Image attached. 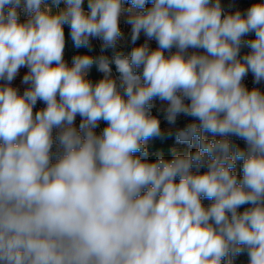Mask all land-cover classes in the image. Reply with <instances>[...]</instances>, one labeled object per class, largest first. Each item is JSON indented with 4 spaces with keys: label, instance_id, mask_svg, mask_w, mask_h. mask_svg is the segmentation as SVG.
<instances>
[{
    "label": "clouds",
    "instance_id": "1",
    "mask_svg": "<svg viewBox=\"0 0 264 264\" xmlns=\"http://www.w3.org/2000/svg\"><path fill=\"white\" fill-rule=\"evenodd\" d=\"M121 17L145 42L106 55ZM65 25L101 54L69 65ZM249 73L264 84V0H0V264H264V90ZM172 136L194 150L147 159Z\"/></svg>",
    "mask_w": 264,
    "mask_h": 264
},
{
    "label": "rangeland",
    "instance_id": "2",
    "mask_svg": "<svg viewBox=\"0 0 264 264\" xmlns=\"http://www.w3.org/2000/svg\"><path fill=\"white\" fill-rule=\"evenodd\" d=\"M221 2H222V5H223L224 9H228L229 11H235V10L239 9V10H241L243 12L248 7H250L251 4L255 2V0H221ZM61 6H63V5H61ZM85 8H87V3L86 2H85ZM125 19H126V17H121L120 23L124 24L127 28L131 29V26L128 25L127 23H125ZM64 29H66V32H65L66 39L69 40V41H72L71 37H70V28H69V26L65 25ZM143 36L144 35L141 34L140 40H138L136 42V45L143 44L145 42L144 40H142ZM247 38H251V37H246V39ZM100 44H101V41H99V40H92L91 41V45L93 46L95 53L100 52ZM136 45H133L130 42V39L123 34L121 39L117 43L116 49H114V50L110 49V50H112L114 52V51H118L119 49L121 50V49H125L127 47L136 46ZM68 51H69V47L65 48L64 58L67 61V63L69 65H71L72 60L69 61L67 59ZM243 51H248V49L245 48V49H243ZM124 55H130V53L126 52V53H124ZM137 71L140 72L141 70L137 69ZM26 72H27L26 68H22L20 70L19 75L13 81V86L14 87H18L19 89L24 90L25 86L21 84V80H22L23 75ZM249 74H251V73H249ZM0 83H2V81H0ZM260 86L264 87V84H261ZM160 106H161V102L160 101H158V100L154 101V107L152 108V113H153V115H157L161 119V128L165 129V128L169 127V126L167 125L166 121L163 120V116L159 112ZM190 120H191V118H185V117L181 116L178 119V121H177V126L178 127H184V125L186 123L190 122ZM234 139H237V138L233 137L232 140H234ZM174 144L175 145L172 147L171 150L172 151H177V153H186L185 151L188 152V151L194 149V148L190 149L186 144H178L177 142H175ZM193 170H196V169H193ZM204 170L205 169H200V171H204ZM236 172L239 173L240 175H242L241 170L240 171H236ZM202 202L204 203L205 206H207V205H209L211 203L207 199H203ZM247 259H248L247 255L246 254H242V255H240L239 257L236 258V264H247Z\"/></svg>",
    "mask_w": 264,
    "mask_h": 264
},
{
    "label": "trees",
    "instance_id": "3",
    "mask_svg": "<svg viewBox=\"0 0 264 264\" xmlns=\"http://www.w3.org/2000/svg\"><path fill=\"white\" fill-rule=\"evenodd\" d=\"M125 3L127 4V0H125ZM64 30L66 32V29H64ZM138 45H140V44H138ZM67 47H69V51L67 53V59L69 61H71L73 56L77 55V54H90L92 56H99L101 54V52L95 53L93 46H91V49H88V48H79V49H77V48L74 47L72 41H69V40L66 39L65 48H67ZM133 47L134 46L127 47V48L121 49V50L119 49L118 51L122 52L123 54L126 53V52L131 53V49ZM104 54L111 56V55H113V51L108 49L106 51V53H104ZM112 67H113V69L115 68L114 65ZM101 77H102V74L99 73L96 70V67L94 65L92 67V69L90 70L89 78L92 79L93 81H96V80L100 79ZM175 142L176 141H175V137L174 136L167 137L165 139L153 138V139L149 140L147 145H146L147 149H148V157H147V159L150 160V161H154L160 155H163L165 158H169L170 159L174 154L177 153V151H172L171 150L172 147L175 145L174 144ZM232 142H233L234 145L238 144L241 147L244 146V143L241 140L234 139V140H232ZM190 151H192V150H190ZM185 152H187V151H185ZM151 153H155V154L151 156ZM241 164H242V161H237V166H236V169L234 171H240L241 170ZM242 210L243 209H241V211Z\"/></svg>",
    "mask_w": 264,
    "mask_h": 264
},
{
    "label": "built area",
    "instance_id": "4",
    "mask_svg": "<svg viewBox=\"0 0 264 264\" xmlns=\"http://www.w3.org/2000/svg\"><path fill=\"white\" fill-rule=\"evenodd\" d=\"M225 10L228 11L227 9H225ZM26 18H27L26 15H25L24 13H21L20 19H21V20H25ZM120 27H121V31H122V33H123L126 37H128V38L130 39L131 29L127 28L124 24H121V23H120ZM253 37H254V34H252V37H251V38H253ZM139 40H140V39H139ZM142 40L145 41V37H144V36L142 37ZM149 44H150L151 48H153V49L157 47V44H156V41H155V40L149 41ZM113 73H114V75H118V73H116V71H115V68L113 69ZM244 82H245V84H246L249 88L256 86V87H260L262 90H264V87H262V86H260V85H254V84H253V77H252V74H249V75L245 78V81H244ZM20 90H21V89H20ZM22 91H23V90H21V92H22ZM42 107H44V105H43L41 102H38L37 105H36V108L34 109V111H35V110H38V109H40V108H42ZM79 120H80V118L77 117V121H76L77 126H78V124H79ZM103 127H105V124H104V122H101L100 127H99L98 129H96L97 133H99V132L103 129ZM54 135H55V130H54ZM54 150H55V148H54ZM154 154H155V153H151V156L154 155ZM193 171H196V170H193Z\"/></svg>",
    "mask_w": 264,
    "mask_h": 264
},
{
    "label": "crops",
    "instance_id": "5",
    "mask_svg": "<svg viewBox=\"0 0 264 264\" xmlns=\"http://www.w3.org/2000/svg\"><path fill=\"white\" fill-rule=\"evenodd\" d=\"M228 10V9H227ZM229 11V10H228ZM245 11V10H244Z\"/></svg>",
    "mask_w": 264,
    "mask_h": 264
}]
</instances>
